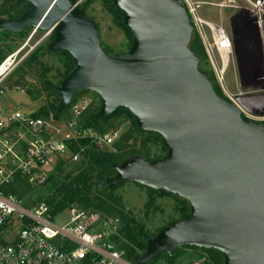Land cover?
Segmentation results:
<instances>
[{
  "label": "water",
  "instance_id": "water-1",
  "mask_svg": "<svg viewBox=\"0 0 264 264\" xmlns=\"http://www.w3.org/2000/svg\"><path fill=\"white\" fill-rule=\"evenodd\" d=\"M27 1L20 16L0 18V34L53 30L48 48L67 50L75 64L57 87L58 111L76 92L96 91L98 116L125 106L167 149L153 160L135 155L114 163L115 175L100 183L132 180L189 202L186 216L148 239L137 264L183 245L216 248L224 264H264V120L245 116L200 68L184 1L113 0L133 35L120 52L103 48L97 22L77 0Z\"/></svg>",
  "mask_w": 264,
  "mask_h": 264
},
{
  "label": "built area",
  "instance_id": "built-area-1",
  "mask_svg": "<svg viewBox=\"0 0 264 264\" xmlns=\"http://www.w3.org/2000/svg\"><path fill=\"white\" fill-rule=\"evenodd\" d=\"M183 1L194 32L203 42L215 78L227 92L226 75L235 48L233 36L222 21L203 17L199 10L203 5H211L220 13L223 8L247 13L264 53V0ZM4 78L0 74V97L6 92ZM257 78L263 86L253 91L263 97L262 110L264 63ZM229 98L238 103L233 96ZM91 103L93 100L86 95L72 100L70 117L66 120L52 114L36 115L35 110L24 105L0 103V264H137L136 259L130 258L127 250L112 239L121 228L118 217L110 218L74 203L52 212L47 202L28 205L24 197L8 189L17 177L34 187L40 186L47 180L54 160L64 157V153H69L72 160H79L85 148L72 151L69 141L73 139L89 138L99 147L117 151L115 142L121 136V128L100 133L80 125ZM66 215L69 219L56 221Z\"/></svg>",
  "mask_w": 264,
  "mask_h": 264
},
{
  "label": "rangeland",
  "instance_id": "rangeland-1",
  "mask_svg": "<svg viewBox=\"0 0 264 264\" xmlns=\"http://www.w3.org/2000/svg\"><path fill=\"white\" fill-rule=\"evenodd\" d=\"M2 1L0 0V4ZM77 4L85 6L83 8L87 14L97 22L103 48L111 52L127 50L130 39L127 37L125 30L118 24L114 14L104 5L102 0H77ZM13 6L15 5L12 4L11 9H15L16 6ZM199 11L203 17L218 22L222 21L233 36L235 48L226 75L227 92L221 89L217 79L211 73V64L203 42L200 41L201 43L200 45L198 44L197 49L203 66L211 76H214V82L218 84L224 96L228 97V99H230L229 96H233L243 107L245 116H252L255 119L264 118V108L260 109L263 97L258 95V91H253L255 88L263 86V83L257 78L261 74L264 63L263 45L258 37L257 30L250 21V16L245 12L232 11L229 8H223L222 13H220L217 7L211 5H203ZM192 37L196 40L200 38L194 31ZM52 39L53 30L33 27L26 29L22 34L14 32L0 34V57H2L0 65L11 54H14L7 66V70L3 73L5 77L3 85L6 92L0 97L2 105H24L38 112L41 107L55 101L57 93L51 89V86L56 85L57 88L61 84L64 79L65 67L63 66L64 58L59 52L47 51V46ZM82 95L92 99L93 103L87 108L86 112L84 111L85 114L80 119V125H82L83 121H87L91 113L97 109L99 110L101 106L100 97L94 91H83L77 94L75 99ZM69 117L70 111L67 107L60 119L66 120ZM101 126L105 131L119 127L121 128V134L131 133L128 141L124 140L123 136L117 144L123 152L136 149L142 155L149 157L150 160L165 155L166 151L161 145L162 140L157 138L155 134H142L133 130L132 121L127 115L110 117L108 120L102 121ZM94 130L101 133L95 128ZM147 136L150 139L144 142ZM63 155L64 157L62 158H67V162L63 166V174L71 173L73 175L86 164L84 154L79 160H72L69 157V153H64ZM58 161L59 157L54 160L50 173L53 172ZM34 193V190L30 191L24 195V199L31 202L36 197ZM92 195L100 197L112 196L117 202L116 206H118V209L127 218L141 223L150 233L157 232L168 221L178 216V201L174 196L165 194L162 191L151 192L148 187L132 180L120 183L113 192L94 189ZM41 201L47 202V199L43 197L35 203ZM73 203L84 207L81 202ZM87 209L102 212L94 207H88ZM102 213L110 218L119 217L122 221V217L117 210L112 213ZM67 219H69L68 215L64 216L63 219L58 218L56 221L62 222ZM175 255L174 264H202L204 262L214 264L211 260L212 253L189 247L178 249ZM159 263H167L164 255L158 256L147 264Z\"/></svg>",
  "mask_w": 264,
  "mask_h": 264
},
{
  "label": "trees",
  "instance_id": "trees-1",
  "mask_svg": "<svg viewBox=\"0 0 264 264\" xmlns=\"http://www.w3.org/2000/svg\"><path fill=\"white\" fill-rule=\"evenodd\" d=\"M102 1L104 5H106L109 8V10L114 14V16L116 17L118 21V24L125 30L127 37L130 39L129 46L127 48L128 50L132 44L133 35L131 34L129 26L123 20V10L121 8H118L114 4L113 0H102ZM12 4L16 6V7L13 6L15 7V9H11ZM30 7H31V3L28 2L27 0H3L2 3L0 4V18L18 17L22 13H24L26 10H28ZM81 7L85 8V6H81ZM24 31L14 32V33L22 34ZM7 32L9 33L12 31H4L2 33H7ZM196 35L199 37L197 33ZM200 41H201L200 38H197L196 40L193 37L191 38V41H190V46L197 52L198 55H199V51L197 49V46L198 44L200 45L201 43ZM105 50L108 52H111L107 49ZM47 51H52V50H50L47 46ZM56 51L59 52L64 58L63 66L65 67V72H64V77H65L74 68L75 64L73 62L72 56L69 54L67 50L59 49ZM1 60H2V57H0V62ZM199 66L202 70H205L206 72H208L203 66L201 57H200ZM211 73L214 75L213 71ZM213 75L211 76L209 74L210 78L213 80L215 89L217 90L219 94L224 96L218 84L214 82L215 75L214 76ZM51 89H53L57 93L55 101L51 102L47 106L41 107L38 110V112H36V115L49 116L50 114H53L54 117L60 119L62 114L65 112L66 108L67 107L69 108L70 104L67 105L66 108L62 112H59L58 106L60 104V93L57 90L56 85H52ZM83 91H93V90L86 89ZM83 91L76 92L72 100H75L76 98L75 96L79 93H82ZM94 92L97 94L98 97H100L96 91ZM85 112L83 114H85ZM97 113H98V109L91 113L90 118H88L87 121L82 122V126L91 127L93 129L95 128L101 131V133H104L105 130L101 126L102 121L104 120L106 121L110 117L117 116V115H121V116L127 115L128 117H130L132 121L133 130H135L138 133H142V134H149V135L155 134L157 135L156 136L157 138L161 139V136L158 132L152 131V130H144V129H141L139 126H137L134 114L125 106L117 107L112 113L106 116H98ZM130 134H131L130 132L128 134H121V136L116 140L115 146L121 141L123 136H124V140L128 141L131 137ZM148 139H150L149 136H147L144 142ZM69 145L72 151H76L80 149L81 147L85 148V151L83 152L85 156L84 155L83 156L85 157L84 159L86 161V164L81 170H79L73 175L71 173L63 174L64 173L63 166L65 162H67V158L59 157V161L56 163V166L53 169V172L49 174L47 180L40 186L33 187L24 178L17 177L15 179V183L9 186L8 189L17 193L21 197H24L25 194L34 190L35 191L34 194L36 195L35 199L32 200L31 202L25 199L26 203L28 205H31V204H34L37 200H40L43 197H45L47 199V203L50 205L52 212L61 211L67 206L71 205L73 202H81L83 203L84 208L94 207L98 210H101L102 212L112 213L115 210H117L120 213V216L122 217V221L120 220L121 228L119 230V233L115 234L112 237V239H114L118 243V245H120L121 247H124L127 250L129 257L135 260L136 257L143 254V252L146 249L148 239L154 236L156 232L150 233L144 228V226L141 223H137L134 219L127 218L118 209V206H116L117 202L116 200H114L112 196H109V195L105 197L93 196L92 192L94 191V189L110 190L111 192H113L115 187L119 185L118 184L116 186L110 187V186H102L100 184L104 182L106 178L113 176L116 173L113 167L114 163H121L122 161L130 157H133L135 155H141L148 159L149 157L142 155L136 149H132L128 152H123V150L120 149L118 145L116 147L117 151H110L105 148H100L95 143L91 142L89 138L73 139L69 141ZM161 145H162V148L166 151L165 152L166 154L167 149L165 145L163 144V142H161ZM160 157L162 156H158L156 158H160ZM34 188H39V189H34ZM149 189L151 192L162 191L165 194L172 195L178 201V206H177L178 216L172 218L166 224H168L174 219L184 217L189 213L190 206H189V202L187 199L180 197L179 195L174 194L164 189H152V188H149ZM182 247H189L195 250L212 253L213 255L211 256V260L213 261L214 264H224L223 253L220 250L213 248V247H202V246H197V245H183L179 248L172 250V255H168L165 252L160 255L165 256V258L167 259L166 264H174L175 263L174 258L176 256L175 253L177 252L178 249ZM202 264H209V263L204 262Z\"/></svg>",
  "mask_w": 264,
  "mask_h": 264
},
{
  "label": "bare ground",
  "instance_id": "bare-ground-1",
  "mask_svg": "<svg viewBox=\"0 0 264 264\" xmlns=\"http://www.w3.org/2000/svg\"><path fill=\"white\" fill-rule=\"evenodd\" d=\"M14 54H11L8 59L5 61V63L0 68V74H3L7 70V66L11 61V58H13Z\"/></svg>",
  "mask_w": 264,
  "mask_h": 264
},
{
  "label": "crops",
  "instance_id": "crops-1",
  "mask_svg": "<svg viewBox=\"0 0 264 264\" xmlns=\"http://www.w3.org/2000/svg\"><path fill=\"white\" fill-rule=\"evenodd\" d=\"M247 49H248V47H247ZM247 49H246V50H247ZM246 50H245V52H246ZM247 52H248V50H247ZM248 54H249V53H248ZM4 106H6V105H4Z\"/></svg>",
  "mask_w": 264,
  "mask_h": 264
}]
</instances>
